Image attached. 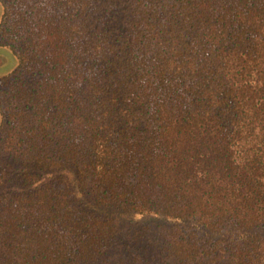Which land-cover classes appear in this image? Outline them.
Instances as JSON below:
<instances>
[{
  "label": "trees",
  "instance_id": "trees-1",
  "mask_svg": "<svg viewBox=\"0 0 264 264\" xmlns=\"http://www.w3.org/2000/svg\"><path fill=\"white\" fill-rule=\"evenodd\" d=\"M0 8V264H264V0Z\"/></svg>",
  "mask_w": 264,
  "mask_h": 264
},
{
  "label": "rangeland",
  "instance_id": "rangeland-1",
  "mask_svg": "<svg viewBox=\"0 0 264 264\" xmlns=\"http://www.w3.org/2000/svg\"><path fill=\"white\" fill-rule=\"evenodd\" d=\"M15 66L16 58L13 51L7 46L0 45V77L8 75Z\"/></svg>",
  "mask_w": 264,
  "mask_h": 264
}]
</instances>
